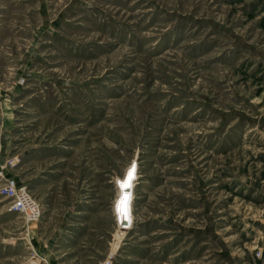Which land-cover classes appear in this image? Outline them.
Wrapping results in <instances>:
<instances>
[{
    "label": "rangeland",
    "instance_id": "rangeland-1",
    "mask_svg": "<svg viewBox=\"0 0 264 264\" xmlns=\"http://www.w3.org/2000/svg\"><path fill=\"white\" fill-rule=\"evenodd\" d=\"M0 170V264H262L264 0H0Z\"/></svg>",
    "mask_w": 264,
    "mask_h": 264
},
{
    "label": "built area",
    "instance_id": "built-area-1",
    "mask_svg": "<svg viewBox=\"0 0 264 264\" xmlns=\"http://www.w3.org/2000/svg\"><path fill=\"white\" fill-rule=\"evenodd\" d=\"M0 196L8 200L10 209L26 222H36L41 216V205L24 186H18L14 177H7L0 170ZM258 256L261 252H258ZM264 264V254L263 263Z\"/></svg>",
    "mask_w": 264,
    "mask_h": 264
},
{
    "label": "bare ground",
    "instance_id": "bare-ground-1",
    "mask_svg": "<svg viewBox=\"0 0 264 264\" xmlns=\"http://www.w3.org/2000/svg\"><path fill=\"white\" fill-rule=\"evenodd\" d=\"M132 164L127 168L122 178L118 179L117 181V187H118V197L115 201L114 205V211L117 215H119L121 218L125 217L126 210H128V205H130V199L132 198V190L133 186L135 185V167H131ZM132 169V177L129 179V170ZM120 182H125L126 186L122 187ZM120 205V210L118 211L117 205ZM127 205V207H126ZM126 221V217H125ZM127 224V222H126Z\"/></svg>",
    "mask_w": 264,
    "mask_h": 264
},
{
    "label": "snow or ice",
    "instance_id": "snow-or-ice-1",
    "mask_svg": "<svg viewBox=\"0 0 264 264\" xmlns=\"http://www.w3.org/2000/svg\"><path fill=\"white\" fill-rule=\"evenodd\" d=\"M135 167V165H133V168ZM131 177H132V169H130L129 170V179H131ZM121 183V186L122 187H124V186H126V184H125V182H120ZM117 208H118V211L120 210V205H119V203H118V205H117Z\"/></svg>",
    "mask_w": 264,
    "mask_h": 264
}]
</instances>
